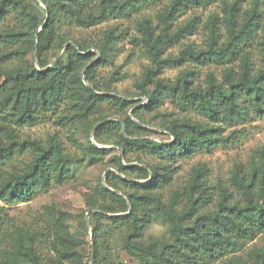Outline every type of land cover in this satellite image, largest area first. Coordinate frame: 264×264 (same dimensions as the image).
<instances>
[{
	"label": "trees",
	"instance_id": "16d2710c",
	"mask_svg": "<svg viewBox=\"0 0 264 264\" xmlns=\"http://www.w3.org/2000/svg\"><path fill=\"white\" fill-rule=\"evenodd\" d=\"M40 1L46 8L35 0H0V24L8 15L19 17V26L0 28V235L6 241L0 264H89L81 250L85 242L68 232L63 213L52 216L45 230L16 225L10 230L1 229L5 206L30 201L38 191L75 176L73 164L79 158L65 153L56 136H48L45 142L21 136V127L35 124L45 113H53L55 121L64 126L80 124L87 132L95 121L118 117L95 128L94 140L102 146L87 138L80 156L110 167L104 173L106 186L121 191L127 199L107 189L100 177L92 193L85 194V206L92 210L91 264H124L112 256L108 243L115 228L119 231V247L134 260L132 264H187L197 256L213 259L237 251L244 242L263 233L264 145L257 160L251 158L247 166L233 165L231 188L221 180L209 185L204 179L205 167L195 165L182 190H174L168 202L160 194L172 178L177 159L199 150L210 151L223 142L219 126L209 121L244 119L249 110L264 116V25L259 41L261 66L255 72L243 48L256 31L261 0H253L239 23L235 12L240 0L223 4L228 34L223 44H217L216 17L211 16L214 26L205 50L193 51L187 46L168 57L161 55L184 34L191 33L188 24L170 32L169 21L180 9L209 0H169L158 14L159 32L149 18L143 17L138 22L140 41L153 65L144 67L135 84L145 103L129 114L126 110L134 102L106 93L109 89H101L95 80L97 67L109 61L118 35L113 29L106 30L101 43L93 45L97 53L85 52L87 46L67 29L89 28L108 18L130 15L150 0ZM29 53L30 60L26 58ZM184 55L227 64L239 59V72L231 66L224 68L223 83L208 74L204 89L192 85L191 69L181 71L173 80L162 78L163 67L181 63ZM166 99L182 110L199 112L209 121L170 120L162 125L167 139L172 138L169 142L148 138L151 130L143 126V113L156 111ZM104 103L115 110L103 114L100 107ZM28 150L27 163L4 171L16 155ZM147 156L156 161L148 162ZM213 190L217 194L214 208L200 212V205L212 197ZM181 194L187 201L179 209L176 205ZM151 218L169 224L167 240L153 245L140 240ZM82 225L85 227L84 220ZM44 244L49 256L38 249ZM253 254L264 264V249H254ZM222 264L249 263L233 255Z\"/></svg>",
	"mask_w": 264,
	"mask_h": 264
},
{
	"label": "rangeland",
	"instance_id": "374dc122",
	"mask_svg": "<svg viewBox=\"0 0 264 264\" xmlns=\"http://www.w3.org/2000/svg\"><path fill=\"white\" fill-rule=\"evenodd\" d=\"M168 1L150 0L147 4L141 5L137 10L132 11L130 15L108 18L102 23L89 28L73 26L67 29L72 37L87 46L85 51H93L94 53H97V49L93 45L101 43L106 30L113 29L114 34L118 35V38L113 41V50L109 56V61L97 67L95 80L101 89H109L106 93L134 102L132 107L126 110L128 114L133 108L145 103V97L139 94L140 90L135 84L140 79L144 67L153 65L143 43L140 41L142 33L139 30L138 22L143 17H147L155 31L159 32L161 23L158 14L163 11ZM231 1L233 0H209L180 9L179 14L169 21V31L173 32L178 27L188 24L191 33L180 37L178 41L164 51L161 57L177 55L180 50L187 46L193 51L205 50L210 30L214 26L211 16L216 17L217 44L221 45L226 42L228 34L224 20L223 4ZM252 2L253 0L239 1V10L235 12V18L238 23L242 22L245 17V11L250 9ZM40 5L43 6L42 4ZM259 11L261 16L258 19L256 31L252 34L249 43L243 46L248 51L252 72H255L261 66V45L259 41L261 40L264 25V0H261ZM18 20V16L8 15L1 22L0 28L2 25L9 27L19 26ZM60 52L59 50L57 55ZM31 56L32 53H29L26 58L30 60ZM183 59L181 63L165 65L162 69L161 77L173 80L181 71L191 69L193 71L190 77L192 85L204 89L208 74H212L217 82L223 83L222 71L224 68L231 66L235 73L239 72V59H235L231 64L202 60L200 57L193 58L188 55H184ZM33 60L35 63L34 54ZM115 108L110 103H104L100 107L103 114L112 113ZM130 117L133 119L132 115ZM108 118L117 119L118 117L112 115ZM143 118L146 120L143 126L151 130L146 136L156 141H169L172 139H167L166 130L162 126L170 120L190 119L191 121L203 123L209 121L199 112L182 110L168 99L164 100L156 111L143 113ZM90 120L93 121V116H90ZM98 122H93L92 128L87 132L80 124L75 123L76 125L74 126H71V124L64 126L55 121L53 113H45L41 115V118L35 124L21 127L20 133L22 137L38 139L43 142L50 135L56 136L61 142L65 153L75 159H80L82 147L85 146L87 138L90 141L91 130ZM209 122L219 126L218 135L224 138L223 142L215 144L210 151H195L191 155L184 156L174 162L172 178L160 190L164 202L169 201L170 195L174 190H182L195 165H203L205 167L204 179L209 185H215L217 180H221L231 188L229 177L233 165L241 164L242 166H247L251 158L254 157L257 160L260 155L259 149L264 145V116L261 114L249 110L244 119H236L229 122L219 119L218 121ZM95 143L97 142L95 141ZM98 145L102 146V144ZM109 146L114 147V145ZM146 158L150 163L156 161L150 156ZM79 159V162L75 161L73 164L75 175L73 178L62 184H53L45 190L38 191L30 201L5 206L1 223L2 231L10 230L12 225L45 230L51 223L52 216L58 217L59 213H63L68 232L85 242L81 246V250L86 258H89L91 254L92 228L91 224L90 227H87L85 223V215L89 211L85 206V194L92 193L93 189H95L96 179L100 177L101 180L104 173L111 170V168L107 167L103 162L90 163L82 158ZM29 160L30 151H23L16 155L9 165L4 167V171L8 172L15 168H21ZM216 199V190H213L212 197L200 205V212L212 210ZM186 201V195L181 194L176 205L177 208H183ZM83 220L85 227L82 225ZM103 223L105 224L106 222ZM168 230L169 224L167 222L160 218H151L140 240L145 244H159L163 240L168 239ZM118 232V229L115 228L108 240L111 254L124 264H132L134 260L127 256L119 247ZM5 245L6 241L0 235V258ZM38 249L43 256L50 255L48 246L45 244ZM254 249H264V232L244 242L237 251H227L220 257L213 259H200V256H197L193 260L187 261V264H222L226 258L233 255L242 256L249 264H262V261L253 254Z\"/></svg>",
	"mask_w": 264,
	"mask_h": 264
},
{
	"label": "water",
	"instance_id": "95a60500",
	"mask_svg": "<svg viewBox=\"0 0 264 264\" xmlns=\"http://www.w3.org/2000/svg\"><path fill=\"white\" fill-rule=\"evenodd\" d=\"M35 1L39 2L40 4H42V2H41L40 0H35ZM42 5L44 6V8H46L44 4H42ZM69 43L73 44V42H71V41H70ZM73 45H75V44H73ZM85 52H88V50L85 51ZM85 52H83V53H85ZM90 63H91V62H90ZM90 63H89V64H90ZM35 64H36V59H35ZM124 99H125V98H124ZM112 119H115V118H106L105 120L99 121V122L93 127V129L91 130V134H90V137H91L90 141H91L92 144L101 147L100 145H98L97 143H95V140H94V130H95V128H96L100 123H102V122H104V121H107V120H112ZM135 121L138 122L137 120H135ZM122 131H123V130H122ZM163 142H169V141H163ZM105 147H111V146L106 145ZM121 153H122V152H121ZM101 182H102V184H103L107 189H110V190H112L113 192L118 193L119 195L123 196V194H122L121 191H119V190H113V189H111V188H109V187L106 186L105 181H104V175L101 177ZM123 197H124V196H123ZM124 198H125V197H124ZM125 199H126V198H125ZM126 200H127V199H126ZM89 211H90V210H89ZM89 211H88V212L86 213V215H85V223H86L87 227H90V222H89V219H88V213H89ZM109 215H112V214H109ZM92 259H93V247L91 246V254H90V257H89V264L92 263Z\"/></svg>",
	"mask_w": 264,
	"mask_h": 264
}]
</instances>
